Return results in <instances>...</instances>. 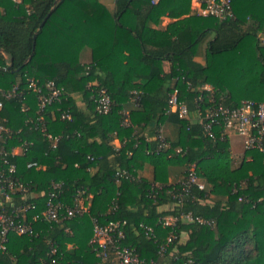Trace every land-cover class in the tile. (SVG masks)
<instances>
[{
	"label": "trees",
	"instance_id": "trees-1",
	"mask_svg": "<svg viewBox=\"0 0 264 264\" xmlns=\"http://www.w3.org/2000/svg\"><path fill=\"white\" fill-rule=\"evenodd\" d=\"M102 1L0 0V90L19 85L27 95L4 102L0 125L14 133L7 144L14 180L29 188L6 196L0 184V210L35 206L29 217L41 213L51 181L63 184L64 206L58 222L38 220L32 234L12 233L0 264H98L96 220L126 222L122 244L155 264H264V153L244 148L232 157L223 125L207 135L195 104L203 96L205 114L213 105L264 100V0H232L226 20L192 14V0H113L112 12ZM164 17L173 22L153 30ZM88 49L91 63L83 64ZM29 79L63 91L45 115L46 133L60 137L56 150L31 122L38 103ZM101 89L113 102L107 114L96 111ZM175 92L189 118L168 113ZM24 141L32 143L28 152L13 156ZM34 162L43 168L29 169ZM147 165L151 178L140 174ZM192 165L206 188L184 193ZM119 170L130 176L118 177ZM180 194L181 202L174 198ZM78 196L88 209L68 219L66 208L78 207ZM189 213L209 224L187 222ZM167 218L177 219L175 226H165Z\"/></svg>",
	"mask_w": 264,
	"mask_h": 264
},
{
	"label": "built area",
	"instance_id": "built-area-1",
	"mask_svg": "<svg viewBox=\"0 0 264 264\" xmlns=\"http://www.w3.org/2000/svg\"><path fill=\"white\" fill-rule=\"evenodd\" d=\"M17 3H21L22 0H13ZM160 0H152L153 4H157ZM203 9L201 11L203 16H212L221 20L233 18L232 0H203L201 1ZM264 45V37L262 38ZM28 90L33 93L37 98L38 110L37 118L31 119V122L35 123L37 127H40L42 132L46 133V118L50 107L59 100L63 91L59 89L54 82H49L46 85L41 86L39 81L34 79L28 80ZM204 91L210 92L213 96L214 91L212 87L208 88L207 85L203 87ZM0 94L2 101H0V114L4 108V102L14 99L25 100L27 95L25 89L19 85H15L10 89H1ZM135 98L137 92H133ZM210 101H213L211 99ZM204 103L203 96L196 99L197 117L205 119L204 130L207 135L214 136V127L220 124L223 125L225 132L229 135L234 134L240 137L243 141L245 150L247 151H259L264 153V100L261 102L244 101L238 108H230L220 105L211 106L205 114L201 111L200 105ZM96 111L101 114H107L112 107V99L106 90L101 89L98 91L95 97ZM28 108H23L27 110ZM168 113L177 114L181 119L190 117V110L187 103L180 101L177 92L170 95ZM70 119L69 115L63 116V119ZM129 121L126 120L124 125L129 126ZM162 129L160 133H162ZM47 134V133H46ZM49 140L52 141V150L57 149L60 137L47 134ZM14 139L13 131L4 125H0V162L6 166V170H0V184L3 192L7 196L8 193L18 191L21 194H27L29 188L24 184H17L14 180V175L17 172V166L11 164L8 161L10 155L8 142ZM160 139L163 137L160 136ZM32 143L24 141L20 146L12 148V155H18L21 151L26 154L30 149ZM169 146L165 141H160V148L167 149ZM29 169H42L38 162L29 163L27 166ZM118 177H129L130 174L127 171L119 170L117 172ZM192 186H197L200 190L206 188L205 184L199 177L198 168L196 165H192L188 169L187 181L183 183V192L188 193ZM50 192L45 203L44 210L29 217L30 209L32 207H23L14 210L13 213L7 214L0 210V248L5 249V245L9 240V236L12 233L18 235H27L34 232L33 223L38 220L58 222L60 219V211L64 208L61 203L60 196L63 191V184L56 181L49 183ZM86 191L80 192L79 195H84ZM182 195H174V198H178L182 201ZM79 197V196H78ZM84 198H78V207H67L66 217L73 219L80 217L87 211V207L84 203ZM83 201V205H82ZM183 218L187 222H197L201 224H209L208 221L201 217H194L192 213L183 215ZM177 219L167 218L165 226H175ZM126 222H110L102 225L97 220L94 222L93 237L91 244L94 247L96 256L99 259L98 264H155L154 262H148L141 258L135 249L124 246L122 242L126 238L125 226ZM147 234H152V229L146 228ZM175 237H170L166 246L160 248V253L164 254L172 244ZM69 245V248H72ZM55 252V251H54Z\"/></svg>",
	"mask_w": 264,
	"mask_h": 264
},
{
	"label": "crops",
	"instance_id": "crops-1",
	"mask_svg": "<svg viewBox=\"0 0 264 264\" xmlns=\"http://www.w3.org/2000/svg\"><path fill=\"white\" fill-rule=\"evenodd\" d=\"M102 3L109 9V11H114V1L113 0H103ZM203 9L201 0H192V6H191V10H192V14H199L202 15L201 11ZM173 22L172 19L168 18V17H164L162 18L161 22L159 25H155V24H151V27L153 30H159V31H164L169 24H171ZM90 49L86 50V52L84 53V55L82 56L83 58V64H89L91 63V59H90ZM198 60L200 62H203L202 58H198ZM165 70L169 69V65L168 63H165ZM208 88H210L211 86L207 85ZM78 99V103L79 105H83V101L81 100L80 96L77 97ZM228 140L230 142V151H231V155L232 157L238 159L240 158L243 153H244V145H243V141L240 137H238L237 135L231 134L228 136ZM121 142L119 140H116L114 142V145L116 147H120ZM142 177H148L151 178L153 176V168L149 165H147L145 167V171L140 173ZM172 184V180L170 179L169 181Z\"/></svg>",
	"mask_w": 264,
	"mask_h": 264
},
{
	"label": "rangeland",
	"instance_id": "rangeland-1",
	"mask_svg": "<svg viewBox=\"0 0 264 264\" xmlns=\"http://www.w3.org/2000/svg\"><path fill=\"white\" fill-rule=\"evenodd\" d=\"M85 199V198H84ZM84 203H85V200H84ZM82 205H83V201H82Z\"/></svg>",
	"mask_w": 264,
	"mask_h": 264
}]
</instances>
